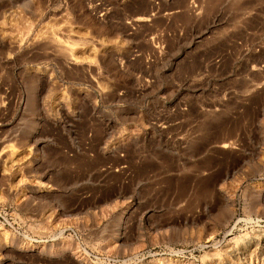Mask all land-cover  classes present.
<instances>
[{"label":"rangeland","instance_id":"1","mask_svg":"<svg viewBox=\"0 0 264 264\" xmlns=\"http://www.w3.org/2000/svg\"><path fill=\"white\" fill-rule=\"evenodd\" d=\"M156 1L0 0V264H264L260 0Z\"/></svg>","mask_w":264,"mask_h":264},{"label":"built area","instance_id":"2","mask_svg":"<svg viewBox=\"0 0 264 264\" xmlns=\"http://www.w3.org/2000/svg\"><path fill=\"white\" fill-rule=\"evenodd\" d=\"M149 4H150V9H153V8H156L157 7V1L156 0H148ZM258 2H254L252 3L251 5V8H253ZM188 7L194 11V12H197L198 11V7L195 0H188ZM257 9H255V11H251L250 14H258V17L260 19L261 22H264V0H260V3L258 6H256ZM155 11L151 10L150 11V15L149 16H153V13ZM99 16H101V13H97ZM246 16H243V19H245ZM142 20H147L149 21V17H143ZM149 40H150V45L152 47V49L156 52H160L163 50L164 48V43L161 39V36L159 35V38L156 36V34H151L149 36ZM238 44H241L240 41H237ZM218 59H215V63L217 62ZM213 62V64H214ZM120 66H121V63H120Z\"/></svg>","mask_w":264,"mask_h":264}]
</instances>
